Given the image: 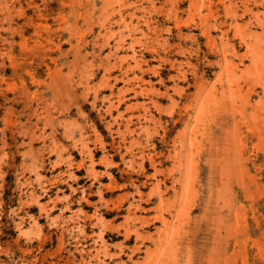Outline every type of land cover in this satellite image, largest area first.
<instances>
[{
  "label": "rangeland",
  "instance_id": "rangeland-1",
  "mask_svg": "<svg viewBox=\"0 0 264 264\" xmlns=\"http://www.w3.org/2000/svg\"><path fill=\"white\" fill-rule=\"evenodd\" d=\"M0 264H264V0H0Z\"/></svg>",
  "mask_w": 264,
  "mask_h": 264
}]
</instances>
